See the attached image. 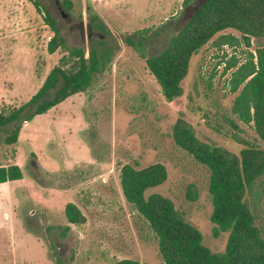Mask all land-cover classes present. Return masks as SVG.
Wrapping results in <instances>:
<instances>
[{
	"label": "rangeland",
	"instance_id": "obj_1",
	"mask_svg": "<svg viewBox=\"0 0 264 264\" xmlns=\"http://www.w3.org/2000/svg\"><path fill=\"white\" fill-rule=\"evenodd\" d=\"M58 1L69 2L72 20L84 24L83 36L76 24L66 25L54 0H37L38 9L31 0H0V110L9 112L28 102L65 55L47 51L53 33L44 22L46 11L67 45L87 52L101 40L113 56L85 92L27 123L17 122L16 144H0V166L17 164L23 173L19 181L0 184V264H159L155 234L122 194L120 170L125 164H163L167 180L146 195L169 198L198 228L207 248L224 252L229 234L214 237L210 222L209 171L174 143L172 129L184 119L202 142L237 154L242 146L236 136L264 148L252 125L240 124L231 113L241 89L231 91L235 73L249 63L250 53L255 56L264 38L251 39L248 47L235 30L215 35L192 57L181 83L183 95L168 103L123 38L142 30L153 35L169 23L150 40L148 54L156 53L205 0H193L187 7L184 0ZM96 24L104 30L94 28ZM11 128L0 127V142ZM190 187L197 192L195 201L186 197ZM249 200L264 229V186L259 181ZM69 203L84 216L83 224L67 222Z\"/></svg>",
	"mask_w": 264,
	"mask_h": 264
},
{
	"label": "trees",
	"instance_id": "obj_2",
	"mask_svg": "<svg viewBox=\"0 0 264 264\" xmlns=\"http://www.w3.org/2000/svg\"><path fill=\"white\" fill-rule=\"evenodd\" d=\"M31 1L38 9L40 4L37 0ZM192 1L184 0L183 4L187 7ZM65 5L67 8L70 6L69 2H65ZM44 22L53 33L47 44L48 53L62 50L65 55L49 71L28 102L9 112L0 110V127L12 125L0 144L15 145L21 129V124L17 122L27 123L72 95L85 92L94 78L110 66L113 50L105 42L96 40L85 52L81 47L66 44L55 20L47 11ZM89 25L92 27V22ZM165 27L153 35L150 30L127 34L123 43L144 61L165 101L170 103L183 95L181 83L187 76L192 57L215 35L227 29L235 30L248 47L251 39L264 38V0H205L189 20L168 37L162 49L148 54L150 40L160 36L167 29ZM94 28L104 30L97 24ZM254 52L255 56L250 53L249 63L235 73L236 82L231 91L235 93L241 89L232 101L231 113L240 124L252 125L257 138L264 145V44L257 45ZM232 125L238 129L239 124ZM172 137L178 147L208 169L213 235L218 237L220 233H228L229 237L224 252L211 251L203 244L198 228L182 217L169 198L157 193L146 195L147 190L167 180L168 173L163 164L155 163L143 168L125 164L120 170L122 194L155 234L161 259L159 264H264V229L258 224L249 200L258 181L264 186V148L236 136L237 143L242 146L237 154L202 142L196 137L192 125L184 119L175 122ZM22 178V170L17 164L0 166V184ZM186 197L195 201L197 192L190 187ZM65 216L72 225L85 221L71 203L65 207ZM115 264L138 262L121 260Z\"/></svg>",
	"mask_w": 264,
	"mask_h": 264
},
{
	"label": "flooded vegetation",
	"instance_id": "obj_3",
	"mask_svg": "<svg viewBox=\"0 0 264 264\" xmlns=\"http://www.w3.org/2000/svg\"><path fill=\"white\" fill-rule=\"evenodd\" d=\"M54 4L57 7V11L59 12L62 20L66 22V25L71 26L72 24H76L78 31H79V35H80V23L72 20L69 12L67 11L66 5L63 3H60L58 0H54ZM87 30L89 33V37L92 36V34H93V32H91L92 29L88 27ZM80 37H81V35H80Z\"/></svg>",
	"mask_w": 264,
	"mask_h": 264
},
{
	"label": "water",
	"instance_id": "obj_4",
	"mask_svg": "<svg viewBox=\"0 0 264 264\" xmlns=\"http://www.w3.org/2000/svg\"><path fill=\"white\" fill-rule=\"evenodd\" d=\"M84 24L80 23V35L83 36L84 35Z\"/></svg>",
	"mask_w": 264,
	"mask_h": 264
}]
</instances>
